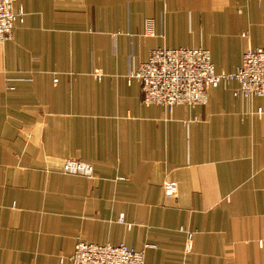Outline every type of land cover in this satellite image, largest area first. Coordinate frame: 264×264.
<instances>
[{
  "label": "crops",
  "instance_id": "0c3cea01",
  "mask_svg": "<svg viewBox=\"0 0 264 264\" xmlns=\"http://www.w3.org/2000/svg\"><path fill=\"white\" fill-rule=\"evenodd\" d=\"M17 6L0 43V264H71L78 236L144 249L145 264H264V96L223 82L171 112L128 78L159 47H203L235 72L264 47V0Z\"/></svg>",
  "mask_w": 264,
  "mask_h": 264
},
{
  "label": "built area",
  "instance_id": "2783aa9c",
  "mask_svg": "<svg viewBox=\"0 0 264 264\" xmlns=\"http://www.w3.org/2000/svg\"><path fill=\"white\" fill-rule=\"evenodd\" d=\"M17 0H0V43L13 37L14 26L25 18ZM101 78L99 71L94 72ZM129 80L141 84L142 102L160 104L173 111L178 105H204L208 92L223 82H237L235 97L264 96V47H249L242 64L233 73H218L209 50L203 47L155 48L148 60L128 74ZM57 81V79H55ZM62 172L92 177L93 166L75 160H65ZM167 197L175 196L178 184H163ZM146 251L127 244H97L76 238L71 264H145ZM64 258H60L63 264Z\"/></svg>",
  "mask_w": 264,
  "mask_h": 264
},
{
  "label": "rangeland",
  "instance_id": "374dc122",
  "mask_svg": "<svg viewBox=\"0 0 264 264\" xmlns=\"http://www.w3.org/2000/svg\"><path fill=\"white\" fill-rule=\"evenodd\" d=\"M80 175H83V174H80Z\"/></svg>",
  "mask_w": 264,
  "mask_h": 264
}]
</instances>
